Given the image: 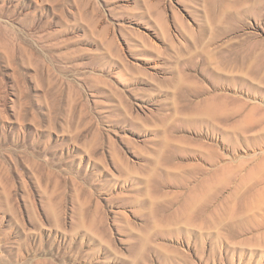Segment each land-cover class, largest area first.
Listing matches in <instances>:
<instances>
[{
    "label": "rangeland",
    "instance_id": "374dc122",
    "mask_svg": "<svg viewBox=\"0 0 264 264\" xmlns=\"http://www.w3.org/2000/svg\"><path fill=\"white\" fill-rule=\"evenodd\" d=\"M0 264H264V0H0Z\"/></svg>",
    "mask_w": 264,
    "mask_h": 264
}]
</instances>
